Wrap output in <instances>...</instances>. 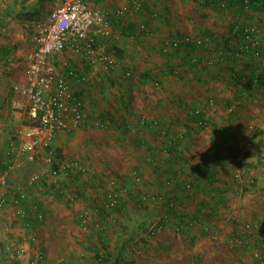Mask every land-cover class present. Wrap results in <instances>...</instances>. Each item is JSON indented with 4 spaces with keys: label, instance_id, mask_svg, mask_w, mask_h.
Instances as JSON below:
<instances>
[{
    "label": "rangeland",
    "instance_id": "rangeland-1",
    "mask_svg": "<svg viewBox=\"0 0 264 264\" xmlns=\"http://www.w3.org/2000/svg\"><path fill=\"white\" fill-rule=\"evenodd\" d=\"M127 2L89 1L88 5L100 10L110 24L106 52L115 57L121 67L115 72L104 71L99 66L86 71L87 84L76 86L84 97L85 119L79 129L59 134L49 147L54 160H75L84 172L73 182L63 176L51 178L50 166L45 162L48 150L44 149L38 151L33 163L19 160L15 161L12 170L0 171V181L4 178L7 185L24 188L31 205L39 208L44 216V222L32 232L15 218L11 206L0 211V264H25L23 254L19 257L12 254L19 247L28 250V238L35 233L37 245L51 259L64 256L75 264H99L96 254L98 257L107 254L109 264H156L154 251L160 254L156 257L160 260L157 264H172L180 256L183 264H253L250 251L239 254L230 251L227 233L246 221L259 220L264 224V92L257 93L264 89H252L243 97V133L236 138L241 156H247V168L255 182L247 184L242 181L240 187L234 185L232 176L240 169L238 160L230 161L221 170L210 164L211 174L208 176L207 170L203 175L212 184L208 188L201 185L200 194L210 189H239L236 196L227 192L228 201L219 208L218 217L215 215L214 219L203 223L209 228L208 233L199 231L200 224L187 227L189 222L184 225L185 231L178 233L183 226L177 228L171 221L165 222L167 210L162 204L153 203L151 198L173 191L165 185L167 178L194 177L193 166L199 163L202 153L228 128L226 102L234 95L227 84L230 82L226 75L228 61L223 68L226 71L218 69L215 66L218 56L195 48L193 57L202 58V66L195 70L190 66L179 67L183 54L179 53L170 61L160 54L164 38L178 33L199 37L207 31L226 39L231 26L246 24L254 27L256 33L252 45H247V51L244 44L239 50L253 57L254 46H264V10L251 12L235 7L215 12L200 0H143L139 11H128L123 20H116L112 12L126 6ZM56 5L57 0H0V46L10 48L8 58H11L10 62L2 63L5 57L0 53V142L23 125L24 99L13 95V88L21 80L22 58L29 50L34 26L43 21ZM140 26L147 32H140ZM129 27L132 28L131 36L125 34ZM59 59L67 60L70 65L77 64L78 60L69 55ZM243 59L253 69L264 70V64L259 60ZM233 67L236 72L241 70L239 63ZM126 72L131 76L126 77ZM154 75L157 77L152 82ZM211 98L214 103L207 111L205 129L195 130L197 126L185 121V112L175 120L174 113L178 110L201 108ZM113 116H124L132 123L140 116H146L149 121L157 118L162 125L172 124L175 120L172 132L181 134L183 140L176 142L175 153L169 154L171 136L162 127L161 131L141 128L138 132L146 146L137 149L134 134L117 133L110 122ZM258 131L260 134L256 137ZM17 147L16 144L5 146L3 142L0 158H7L10 149L16 153ZM132 169L141 172L142 180L129 184L127 208L108 212L104 219L93 211L89 217L90 228L80 229L75 218L91 208L89 196H97L100 200L102 191H105L103 184L108 188L111 177L126 178ZM32 174L42 178L40 185L28 187L27 181ZM202 183L205 184L204 179ZM194 190L196 188L192 187L189 193ZM203 196L209 205L211 201L205 194L189 199L188 203L181 194L180 201L188 209L177 208L176 211L194 214L204 200ZM136 197L142 199V205L137 203ZM96 224L102 232L100 238ZM189 241L193 242L192 246Z\"/></svg>",
    "mask_w": 264,
    "mask_h": 264
},
{
    "label": "built area",
    "instance_id": "built-area-1",
    "mask_svg": "<svg viewBox=\"0 0 264 264\" xmlns=\"http://www.w3.org/2000/svg\"><path fill=\"white\" fill-rule=\"evenodd\" d=\"M90 0H57L55 8L45 17L43 21L34 26L29 39L30 50L25 56L24 68L21 81L13 88V94L24 99L25 120L23 125L16 130L9 138L11 147L16 144L17 151L14 156L12 149L7 153L3 164L4 168L12 170L15 161L33 163L36 160L40 149L48 150L45 162L50 166L48 171L51 178L59 176L81 174L82 167L75 160L58 161L51 157L50 145L59 134L71 133L81 127L84 121L85 102L81 91L76 86L87 84L86 71L94 67H100L104 71H118L120 62L106 52V42L110 36V24L105 15L98 9L91 8ZM143 0H128L127 5L112 12L116 20H123L128 11L137 12L141 9ZM160 1V0H159ZM244 6L251 2L260 0H242ZM238 33L244 36L246 42L252 45V37L255 28L246 26L238 29ZM140 32H147L143 26L139 27ZM202 40L184 38L181 41L163 40L162 48L177 47L179 44L188 42L200 46ZM203 42H208L206 39ZM69 55L78 58L77 64L70 65L67 60L61 61L59 57ZM257 54H254L256 57ZM11 59L7 58L6 62ZM264 64V61H263ZM126 72L125 76H129ZM57 167V168H55ZM42 178L32 174L28 181V187L40 185ZM140 182V179H136ZM0 211L11 206L15 218L21 222L25 229L31 227V221L41 222L43 214L39 208L31 205L27 192L21 186H9L5 179L1 178ZM112 185V184H111ZM172 189V184H168ZM169 189V190H170ZM191 187L186 186L190 192ZM119 196L126 197L125 191L114 193L110 190L108 199L103 208L109 212L117 204ZM153 203L164 204L163 196L153 195ZM33 217V218H31ZM89 213L83 210L77 216L79 228L88 230ZM260 222H248L236 228L230 229L227 233V240L230 247L237 249L246 248L250 251L253 264H264V253L260 247L254 245L261 230ZM99 229V225H95ZM235 231V238L230 234ZM261 239V238H260ZM35 249L29 252L21 247L14 250L12 256L19 257L23 254L25 264H75L64 256L50 258L48 253L38 247L36 241L32 240ZM26 255V256H25ZM104 258L100 256L99 264H103Z\"/></svg>",
    "mask_w": 264,
    "mask_h": 264
},
{
    "label": "trees",
    "instance_id": "trees-1",
    "mask_svg": "<svg viewBox=\"0 0 264 264\" xmlns=\"http://www.w3.org/2000/svg\"><path fill=\"white\" fill-rule=\"evenodd\" d=\"M156 1V0H155ZM205 6H207L208 8L212 9L213 11L217 12L219 10H230L233 8H239V9H247V11H251V12H257L258 10H264V0H260L256 3L251 2L249 6H244L243 1L242 0H200ZM246 27V24H242L241 27H239L238 29H244ZM229 32L228 35L226 37V39H224L223 37L220 38L221 36L216 35L215 33L212 34L210 32H204L202 33L199 37H191V36H184L180 33L174 35V36H166L164 38V40H168V41H181L184 40V38H189L190 40L193 39H200L202 40L199 45L196 44H192L190 42H188L187 44H179L177 47H168V45L164 46V48H162L161 46L163 45L161 43L160 46V54L165 58L166 61H170V59L175 58V56H177L179 53L183 54L184 57H180L181 59V65H179V67H185V66H190L189 68L192 69H196L199 66H202V58L198 59L193 57V53L195 51V48H199L201 49V51H203V53H209V54H213V56H218V58L216 59V64L215 66L218 69H222L224 70V65H227L229 67L227 70L226 75H228V78L230 80V82L228 81V85L230 86V88L233 89V97L226 102V106H227V110L229 112L228 114V128L224 131V134L220 137L218 136V140H214L208 147L207 151L202 153L201 158L199 160V163L196 164L195 166H193V174L194 177L190 178H183V177H170L167 178L165 181V185L168 186V184H172V190L173 191H169L168 193H164L163 194V198L165 203L162 204V207H164L167 210V215L165 217V222L169 223H173L175 224V226L177 228H180V225H182V229H180L178 231V233H183L185 231L184 225H186L188 222V224L186 225L187 227H193L194 224H200L201 225V229L199 230L202 234L204 233H208L209 232V228L207 226H205L203 223H207L208 220L214 219L215 215L216 217H218V211L220 207H223V203L225 204L228 200L226 198V194L227 192H230V194L236 196L239 192V189H216V191H212V189H210V191L214 192L211 193L210 191L206 190L201 194H205L208 196V199L211 201L209 203V205H207L206 198L204 197V200H201L199 206H197L196 212L194 214H187L185 212H177L176 209L177 208H181L183 210H187L188 206L184 204L188 203L189 199H194V197H197L198 195L201 196L200 191H201V185H203L204 187H211L212 182L208 179L205 175V171H207L208 176L211 174V171H209V165L212 164L214 165L218 170L223 169L225 166H227V164L234 160H238L239 164H240V169L238 170V172L236 174H234L232 176V180L234 181V185H236L237 187H240L241 184L240 182H244V183H251L253 184L255 182V178L253 176H250V172L248 167L247 162V156L243 155L241 156L240 154V148L238 147L237 144V137L240 136L243 133V128H242V118H241V113L243 110V106L241 104L243 97H246V92L254 89H264V70H262L261 72L258 71L257 69H253L249 63H247L246 61H244L243 57L246 58L248 57V60L252 59L254 61L259 60V62L264 61V46H262V44H256V46H254L253 53L257 54L256 57L254 58L250 56V54H246L244 53L242 50H239V47H241V45L246 44V42L244 43V36L240 37V34L238 33V30L236 29V26H231L229 28ZM125 34L128 36H131V32H132V28H126L125 30ZM143 34V33H142ZM207 40L208 42H203L204 40ZM222 39L221 43L219 42ZM210 50V51H209ZM251 50V51H252ZM250 53V51H249ZM253 54V55H254ZM7 57H5V62H6ZM257 59V60H255ZM249 61V62H251ZM4 63V62H2ZM241 67V70H239V72L235 71V67H233L234 65L238 64ZM167 65V64H166ZM226 71V70H224ZM180 73V72H179ZM131 75L129 74L128 77H130ZM157 76L154 75L152 76V82H154V79ZM264 92V90L262 91H257V93H261ZM212 103H214L213 99H207V101L204 102V104L202 105L201 108H197V109H187L186 111H184V109H182L181 111H177L174 113L176 119L178 120L179 118H181L182 114L185 112V121L187 123H192L193 125L197 126L198 129L195 130H203L205 129V127L208 125L207 121H206V116H207V111H209L210 107L212 105ZM129 104V103H128ZM128 109V105L126 107ZM85 119V118H84ZM109 119V118H108ZM175 120L174 122L171 124L167 125H162L160 123V120L155 118L152 119L151 121H149L146 116H140L138 118V120H136L135 123L132 122H127V118H125L124 116L121 118H117V116H113L110 117V122L113 124L114 128L116 129L117 133L124 135V134H134V137L136 138L135 143H136V147L137 149L139 147H145V143L141 140L140 138V132H138V130H140L141 128H146V129H159V131H161V127L163 130H165V133L168 136H171L170 140H171V145L169 146L170 150L167 149V153L171 154L172 152L175 153L176 151V147L178 146L176 144L177 143H181L183 140V136L181 134H176L174 135L172 132V128L173 125L175 124ZM103 127V126H102ZM151 127V128H150ZM134 129V132H133ZM260 132H256L255 136H259ZM173 138V139H172ZM58 161H63V158H59ZM213 167V166H212ZM57 168V167H55ZM81 174H75V175H67L66 178L71 180L72 182L77 178V176H80ZM117 175V174H115ZM118 179V180H117ZM124 179V180H123ZM136 179H140V181L142 180V176H141V172H139L138 170L132 169L131 172L128 174V176L126 178L124 177H111V180H109L107 182V184H109L108 188H105L104 184L102 185V189H104L105 191H102V198L99 200L97 198V196L94 198L92 196H89L91 198V208H89L88 211L89 216L91 215V213L93 211H95V213L102 215V218L104 219L106 214H108V212L103 208V204L106 202V200L108 199V195L110 194V190H113L114 193H119L122 191H125V195L126 197H120L117 199V204L112 208V210L109 211V213L112 212H118L121 210H125L128 206V201L127 198L129 197V191H128V186L130 183H133L136 181ZM187 179H190V181H188ZM202 179H204V183H202ZM208 181V183H207ZM106 184V185H107ZM112 184V185H111ZM189 185L191 188L194 187V189L196 188V191L194 190L193 192L189 193L188 191H186V186ZM233 185V186H234ZM191 191V189H190ZM183 194L184 197V202L180 201V195ZM158 196V195H156ZM84 200H86L85 197H83ZM71 200V199H70ZM136 201L139 205L143 204V201L141 198L136 197ZM101 203V205H100ZM206 203V204H205ZM100 205V206H99ZM186 208V209H185ZM94 214V213H92ZM33 218V217H31ZM76 223L78 225L77 222V216H76ZM185 220H188L187 222L184 223ZM177 221V222H175ZM44 222V216H43V220L41 222H37L35 220L31 221V227H30V231H37L38 226L41 225ZM248 222H260L263 223L259 220H253V221H246L242 224L248 223ZM177 223V224H176ZM105 226V224H102L101 226ZM189 225V226H188ZM100 226V228H102ZM261 230L258 234V238L256 239L255 243L257 247H260L262 244H264V224H261ZM79 227V225H78ZM90 228V227H89ZM88 228V229H89ZM93 227H91L92 229ZM101 230L98 229V233L99 234V238L102 235V232H100ZM185 236V235H184ZM231 238H235L236 233L235 231H232L230 234ZM36 233L34 235H32V237L28 238L27 243L28 244V250L29 252L32 251L33 249H35V246L32 242V240L34 238H36ZM185 238V237H184ZM261 238V239H260ZM189 245H191L193 242L189 241L188 242ZM38 247L42 248L41 246L38 245ZM103 247V246H102ZM106 247V245L104 246ZM43 249V248H42ZM231 252H236L237 254L239 253H245L246 251H248L246 248H242L237 249L234 247H230L229 248ZM260 251H262L264 253V247H261ZM26 256V255H25ZM99 255L96 254V259H99L98 257ZM107 257L108 255L106 254L103 261V264H109L110 262L107 261ZM252 259V258H251ZM122 264H133L132 262H124Z\"/></svg>",
    "mask_w": 264,
    "mask_h": 264
},
{
    "label": "crops",
    "instance_id": "crops-1",
    "mask_svg": "<svg viewBox=\"0 0 264 264\" xmlns=\"http://www.w3.org/2000/svg\"><path fill=\"white\" fill-rule=\"evenodd\" d=\"M29 50H30V47H29ZM29 50H28V52H29ZM10 48L7 50L6 49V47H1L0 46V53H2L3 54V57H7L8 58V55L10 54ZM28 52H27V54H28ZM11 59V58H10ZM23 60V66H24V60H25V57L24 58H22ZM4 63H7V62H4ZM22 73H23V71H22ZM21 78H22V74H21ZM21 81V80H20ZM13 94V93H12ZM14 95V94H13ZM14 123H16V120H14ZM12 135V134H11ZM2 140V139H1ZM3 142H5V146H11V144H10V141H8L7 140V138L5 139V140H3V141H1L0 142V146L1 147H3ZM4 158L2 159V157L0 158V171L1 172H3L4 171V169L5 168H3L4 167V164H3V162H4ZM78 226V225H77ZM78 228V227H77ZM191 246H192V244H191ZM168 247V246H167ZM157 256H160V254L157 252V251H154V255H153V257L155 258L154 259V262H156V264L160 261L158 258H156ZM174 259V258H173ZM166 260V259H165ZM178 260V261H177ZM177 260L176 261H174L172 264H177V262H178V264H183V258H182V256H180L179 258H177ZM185 263V262H184Z\"/></svg>",
    "mask_w": 264,
    "mask_h": 264
}]
</instances>
